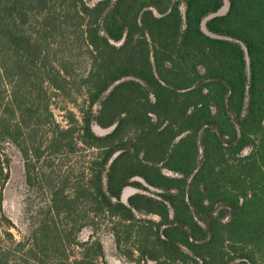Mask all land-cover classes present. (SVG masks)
I'll return each mask as SVG.
<instances>
[{"label": "trees", "instance_id": "16d2710c", "mask_svg": "<svg viewBox=\"0 0 264 264\" xmlns=\"http://www.w3.org/2000/svg\"><path fill=\"white\" fill-rule=\"evenodd\" d=\"M223 1L0 0V203L5 144L43 201L20 238L0 210V264H106L102 218L139 264H264V0Z\"/></svg>", "mask_w": 264, "mask_h": 264}, {"label": "rangeland", "instance_id": "374dc122", "mask_svg": "<svg viewBox=\"0 0 264 264\" xmlns=\"http://www.w3.org/2000/svg\"><path fill=\"white\" fill-rule=\"evenodd\" d=\"M87 4L93 5L98 0H84ZM228 9V2L226 0L223 1V5L215 14H224ZM213 14L207 16L202 21V29L205 33L209 34L213 37H221L219 35H214L210 33L206 26V20L211 17ZM81 43L79 42L76 47L77 50L74 54V58L72 60L79 61L81 64L78 67V71L76 72H83L86 69L84 68V64L88 66V59H85L86 62L82 64L84 60V56H79L80 52H83V49H79ZM83 103V96L81 94H72L68 96H54L52 98V108L54 111V115L59 122L62 124L65 123L63 118V108L65 107H78V105ZM94 132L98 135H103L108 133L112 128H102L97 124H93L92 126ZM4 150L6 151V155L9 158V166H8V178L4 184L2 189V200L0 203V210L3 214L11 222L10 231L14 234L15 238H20L21 236L27 235L29 230L31 229L32 223V214L33 210L35 209V205L42 204L43 201H40V196L35 191L31 192L28 188L25 176H24V165L21 154L19 151L12 145H6ZM250 148H245L242 151V154L248 153ZM87 150H79L76 155L71 156L70 158H63V168L64 170H70L74 168L76 172L81 171L87 155ZM61 160H56V162L60 163ZM69 171V172H70ZM134 179L139 180L141 184L145 187V189H138L132 186H127L123 189L121 193V199L126 201L128 196L135 191H141L146 194L156 195L159 190L148 186L145 182L141 180L139 177H135ZM35 204V205H34ZM138 217L143 218H156L154 216H150L148 214H137ZM102 226L94 231L91 230L89 227L82 229L80 232L81 238H86L89 234H94L100 238L103 244L104 249V258L106 264H139L137 260H131L128 257V249H125L123 246L122 252L118 251L115 246V241L110 233L108 227L106 225L110 224V220L108 218H102L101 220ZM128 247L130 245H127ZM136 256V253H134ZM231 256V255H230ZM223 262L221 264H235L238 260H229L228 255H224L223 259H220ZM219 260V264H220ZM199 264H202L201 262Z\"/></svg>", "mask_w": 264, "mask_h": 264}]
</instances>
